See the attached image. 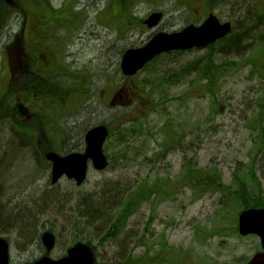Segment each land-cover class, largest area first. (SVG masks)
Instances as JSON below:
<instances>
[{
    "label": "rangeland",
    "instance_id": "1",
    "mask_svg": "<svg viewBox=\"0 0 264 264\" xmlns=\"http://www.w3.org/2000/svg\"><path fill=\"white\" fill-rule=\"evenodd\" d=\"M217 1L213 0L212 5L208 0H129L121 9L119 0H41L28 10L23 7L24 18L13 16L10 19L0 37V98L13 71L10 63L18 71L20 62H26L34 73H41L45 78L53 72L58 82L64 79L60 86L78 83V91L85 95L78 98L80 101L75 108L71 102L58 112L47 101L53 87L42 81L44 86L38 85L41 91L34 93L42 96L43 103L25 100L30 118L15 122L25 126V130H19L8 120L0 121V237L8 242L9 264H25L43 255L40 235L44 231L55 236V246L48 254L51 259L62 257L77 237L79 242H89L98 264H124L127 258L135 261L145 254L144 259L156 258V264H244L260 250L256 236L238 235V207L225 196L221 193L198 195L180 186L171 198L151 197L130 215L116 238L104 239L110 219L119 207L121 192L126 193L145 177L150 181L168 176L174 179L181 175L186 163L203 170H215L231 188H235L234 173L246 184H254L253 180L246 179V172L253 164L259 186L252 193L264 199V153L256 154L254 146L256 125L264 128V67L257 72L252 66L254 50H264V25L254 32L255 40L243 42L248 44L240 49V52L245 50L244 56L228 59L213 56L214 65L227 60L238 64L244 61L247 65L222 70L224 73L210 85L201 80L200 71L189 70V65L215 53L221 44H215V48L162 54L129 78L123 77L119 68L125 49L145 45L156 33L178 32L190 24L199 25L212 13L221 22H229L235 34L247 25L244 18L249 10L264 11V0ZM16 3L17 0H0V5L6 7ZM43 9L50 12L48 17L42 16ZM49 9L62 11L51 13ZM156 11L163 15L156 27L148 29L143 22H138ZM74 13L77 16L72 18ZM124 13L137 21L120 26L119 21H115ZM30 29L38 34L29 36ZM15 35L20 37L17 39ZM40 50L47 54L48 61L44 62ZM38 58L39 62L34 64ZM41 66L48 72L43 73ZM24 76L27 75L22 73L19 87L26 83ZM141 88L149 91L145 105L141 102L122 107L121 103L132 101L133 91ZM38 109L39 116L47 113L49 117L52 113L51 124L57 120L60 128L56 130L52 124V129L48 125L33 130L31 123L35 119L31 116ZM261 109L263 113L259 117ZM125 112L128 114L116 118ZM127 116L144 117L146 132L142 138L128 141L125 159L116 158L101 172L89 166L87 178L80 186L65 178L50 184V165L41 155L46 144L57 148L64 137L63 146L68 153L82 152L84 131L108 124L116 134L119 122L129 118ZM162 124L168 125L179 141L167 148L170 151L163 157L156 158L162 149L159 129ZM39 127L40 141L37 142ZM106 143L105 155H116L118 148L114 139ZM102 192L109 195L111 203L101 221L90 222L78 214L75 209L78 196L87 194L96 201ZM9 211L12 215L28 211L30 219L22 228L25 231L6 226ZM29 233L31 241L27 243L24 238Z\"/></svg>",
    "mask_w": 264,
    "mask_h": 264
},
{
    "label": "trees",
    "instance_id": "2",
    "mask_svg": "<svg viewBox=\"0 0 264 264\" xmlns=\"http://www.w3.org/2000/svg\"><path fill=\"white\" fill-rule=\"evenodd\" d=\"M37 1L41 0H17V3L15 5L10 4L7 7L0 5V37L4 33L10 19L13 16H17L21 14L22 8L25 7L26 10L34 4L37 3ZM129 0H119L120 7L121 9L124 8L128 4ZM209 3H213V0H208ZM221 0H218L217 2L219 3ZM19 2V3H18ZM185 5V4H184ZM213 5V4H212ZM186 6V5H185ZM263 7V6H262ZM260 7V9L262 8ZM24 9V8H23ZM51 10V9H49ZM42 11V16L43 17H48L50 15V12L47 11V9H43ZM57 10H51V13H56ZM59 11H62L61 9ZM57 11V12H59ZM254 11V13H252ZM66 12H70V10H66ZM19 13V14H17ZM249 14L244 18L245 23L247 25H243L239 32L233 34L232 31L225 36L224 38L214 42L213 44H210L208 47L212 46L215 48V44H221L216 52H212L209 54V56L194 60L191 62L189 65L193 72L199 73L200 71V77L201 80L205 82L206 85H210L214 83V80L218 78L220 75H222L224 72H221L222 70L227 71V70H236V69H241L244 68L247 64L246 62H241L240 64L235 63L234 61H223L219 65H214L213 63V56L217 54L218 58L220 59H228V58H240L243 55V52H240V49L248 47V44H244L243 42L247 41L248 39L255 40L256 34L254 32H257L258 28L261 25H264V11H261L259 9H253L249 10ZM77 14H73V17H76ZM249 16V17H248ZM39 18V17H38ZM119 20L116 19L115 22L119 21L120 26L124 23L126 24H134L137 19L129 16V14L124 13L121 18H118ZM55 21V19H54ZM70 23H72L71 20ZM114 21V20H113ZM134 21V22H132ZM139 23H142V20H138ZM106 23V22H105ZM108 24V23H106ZM38 34V33H35ZM37 37V35H35ZM40 36V34L38 35ZM17 37V35H15ZM18 37H20L18 35ZM17 37V39H18ZM261 36L259 37V39ZM17 43V40L15 41ZM262 42L259 40V43ZM7 47V43L5 44ZM34 47L33 49H35ZM37 49V48H36ZM255 52V58L252 60V66L254 69L257 70V72H260L261 69L264 67V50L261 48H258L254 50ZM181 52V51H179ZM43 54V53H42ZM165 54V53H163ZM44 55V54H43ZM162 55V54H160ZM159 55V56H160ZM157 56V57H159ZM45 57V61L47 60V54L43 56ZM155 57L151 62H149L144 69H146L149 64H151L155 59ZM43 59V58H42ZM40 58L35 60L34 64H37L39 62ZM20 62V60H19ZM32 66V65H31ZM10 69L13 70L10 73V78L7 81V89L3 90V94H1L0 98V121L8 120L9 122H12L14 125L22 119L20 116V110H19V104L23 102V100H26V102H32V103H43V98L40 95H37V91H41L40 87L38 85L42 84L41 82L43 81L44 83H48L50 87L52 88L53 92L51 95V98L48 96L47 101L50 105H54V108H56V111L60 112V109L71 103L73 104V108H75L80 99L84 97V92H79L78 91V83L73 82L72 85L70 83L68 84V88L60 86L63 80L61 79L60 82L59 78H56L55 75L52 73H48L50 75L48 78L40 76L41 73H39V77H36L37 82L34 81V79H31L32 74L30 72H33V70L30 69L28 64L25 62H20V69L15 70L12 67V63H10ZM15 70V72H14ZM40 71V69H35ZM25 71L28 72L27 77L31 80L29 82L27 81L26 85H21L19 87L18 83L19 80L22 78V73H25ZM41 71L44 73L48 72V69H45L41 66ZM54 71V70H53ZM51 75L53 77H51ZM72 78V77H71ZM76 79H79L78 77ZM74 81V79L72 78ZM68 83V82H66ZM42 86H44L42 84ZM57 86V90L54 89V87ZM43 88V87H41ZM18 89V91H17ZM6 91V92H5ZM5 92V93H4ZM15 92V94L13 93ZM16 92H19L16 94ZM23 93V94H21ZM134 96L133 99L130 102H123L122 107H131L132 105H139L141 102L145 105V100H147V97L149 96L148 93L149 91H145L144 88L141 89H136V91H133ZM14 94V95H13ZM13 95V96H12ZM19 99H18V97ZM31 100V101H29ZM80 98V99H78ZM37 103V104H38ZM37 107H39L37 105ZM139 108L142 109V107L139 106ZM40 109V107H39ZM38 109V110H39ZM58 109V110H57ZM132 109V108H131ZM36 112V114L33 117L35 120L34 122L31 123L32 129H36L38 126H48L51 125L49 128L52 129V126L54 125L58 128H60L57 123V120H53V125L51 124L50 120V114L49 117L47 113H42L39 116L40 110ZM263 110L261 109L259 113V117L262 116ZM29 114V113H28ZM127 112L117 115V117H124ZM47 115V116H46ZM30 116V115H29ZM60 115L58 116V118ZM129 118H126V120H123L119 122L118 127L119 131L115 134L114 131H112L109 127V134L107 136L106 142H108L111 138L114 139L115 143H117V152L116 155L113 153L112 155H106L107 160H108V166L106 169H108L115 159L117 158L118 160H122L126 158V155L128 153L127 151V143L130 141V139H140L145 135L146 129H145V118L144 117H139V118H132L130 116H127ZM55 119V118H54ZM118 119V118H117ZM46 120V121H45ZM16 122V123H15ZM258 122V121H257ZM56 124V125H55ZM19 130H25L26 127L22 125L16 124ZM105 126H108L106 124ZM42 127V128H43ZM257 132V138L256 141L254 142V146L256 148V154L261 155L264 153V128L259 124L256 125ZM160 133L162 134V142L160 143L161 146V152L157 154L156 158L158 157H163L168 151L167 148H170L172 144H177L179 141V137L177 134L168 126L162 124L160 126ZM40 127L38 129V134H37V142L40 141ZM85 133V131H84ZM64 137L59 140L58 142V147L56 148L55 146H52L53 144H46L44 149L41 152V155L44 159V154L45 152L48 151H64L65 154L69 152V150H66V147L63 146L64 143ZM105 142V143H106ZM107 147L104 145V150ZM105 169V170H106ZM249 172L247 173L246 179L248 180H253L254 184H246L245 181H243V178L240 177L239 174L233 175V182L235 185V188L228 187V185H225L221 177L218 175L215 170H203L199 168H195L193 166L188 165L187 163L185 166H183L182 173L181 175L177 176L176 178H171V177H165V178H160V179H155L153 181L148 180V177L142 178L139 182L136 183L135 186L131 187L127 192L123 191L119 194V207L117 209V212H115V215L111 217L110 223L108 224L107 229L105 230V235L104 239H112L116 238L120 233L121 230L124 228L127 219L132 215L134 212H136L140 206L148 201L151 197H157L160 199H166V198H171L175 194V190L180 186L182 187H187L190 188L193 193H197L198 195H203L205 193H221L223 196L226 197V199L236 205L238 207L237 212L249 209V208H263L264 207V199L260 195H255L253 192V189L258 188L259 183L255 179L254 176V165L251 164L250 167L248 168ZM244 176V173L241 174ZM112 186V185H111ZM125 193V194H124ZM93 196L83 194L78 196V199L76 200L75 206L77 208L76 211L78 212L79 215H82V217L88 219V221L92 222L93 219L95 221H101L104 217V212L107 211V207H109V204L111 203V199L109 198V195L106 196L102 192V194L99 196V198L96 201H93L91 198ZM8 219L5 221L6 226L11 225L14 226L15 228H20L22 229L25 223L27 222L29 217L28 211H23L17 215H12L11 211L6 212ZM239 214V213H238ZM237 214V215H238ZM236 215H234L235 217ZM236 222V221H235ZM30 224V223H29ZM91 224V223H90ZM28 231H30L29 225H27ZM22 231H25L22 229ZM29 236L25 237V241L27 243H30V233L28 234ZM77 237H74L72 240L73 242L79 241V239H76ZM86 244H89V242L86 240ZM41 244V243H40ZM147 255L145 254L142 256V258L137 259L135 261L131 260L130 258H127L125 260L124 264H156L157 260L156 258H151L147 260V258L144 259ZM144 259V260H143ZM155 262V263H154ZM30 262H27L25 264H29ZM95 264H98L95 262Z\"/></svg>",
    "mask_w": 264,
    "mask_h": 264
},
{
    "label": "water",
    "instance_id": "3",
    "mask_svg": "<svg viewBox=\"0 0 264 264\" xmlns=\"http://www.w3.org/2000/svg\"><path fill=\"white\" fill-rule=\"evenodd\" d=\"M161 18L162 13L154 12L143 21V24L147 28H154ZM230 31L229 22H220L216 16L209 14L199 25L190 24L178 32L156 33L145 45L124 51L120 60V72L123 76L131 77L162 53L204 48L222 39ZM107 136L108 128L97 125L85 132L82 152L64 155L47 152L45 159L50 163V183L54 185L61 178L66 177L80 186L87 177L89 164L96 171L105 170L108 161L103 152V145ZM237 231L242 237L255 235L260 243V251L255 252L245 264H264V208L242 210L237 217ZM40 241L45 254L30 264H94L95 262L93 249L83 242L70 246L64 256L54 260L48 254L55 245V236L49 231H44ZM8 250V243L0 238V264H9Z\"/></svg>",
    "mask_w": 264,
    "mask_h": 264
},
{
    "label": "flooded vegetation",
    "instance_id": "4",
    "mask_svg": "<svg viewBox=\"0 0 264 264\" xmlns=\"http://www.w3.org/2000/svg\"><path fill=\"white\" fill-rule=\"evenodd\" d=\"M19 3V2H18ZM22 10V12H21V14L19 15L20 17L22 16L23 18L25 17V15H26V10L25 9H21ZM31 30V29H30ZM22 31V33L25 31L24 29H22L21 30ZM31 33H37V31L35 30V29H33V30H31L30 31ZM26 56V58L28 57L27 55H25ZM31 74H32V76H31V79L33 80V79H35L36 77H39V75L37 74V73H34V72H30ZM24 74H28V72L27 71H25V73ZM30 79V77L28 78L27 76H24V80L26 81V83L24 84V85H26L27 84V81H29V80H31ZM100 95H102V93H100ZM24 101L25 100H23V102L21 103V104H19V110H20V116L21 115H23V117L22 118H30V116H29V114H27V112L29 111V107L26 105V104H24Z\"/></svg>",
    "mask_w": 264,
    "mask_h": 264
},
{
    "label": "bare ground",
    "instance_id": "5",
    "mask_svg": "<svg viewBox=\"0 0 264 264\" xmlns=\"http://www.w3.org/2000/svg\"><path fill=\"white\" fill-rule=\"evenodd\" d=\"M27 236H29V235L27 234ZM27 236H26V237H27ZM0 238H2V237H0Z\"/></svg>",
    "mask_w": 264,
    "mask_h": 264
}]
</instances>
